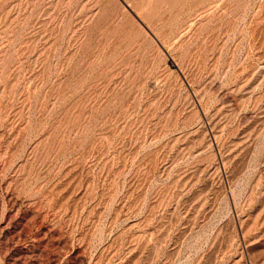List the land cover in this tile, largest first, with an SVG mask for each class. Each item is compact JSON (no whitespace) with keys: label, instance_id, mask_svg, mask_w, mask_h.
Instances as JSON below:
<instances>
[{"label":"rangeland","instance_id":"374dc122","mask_svg":"<svg viewBox=\"0 0 264 264\" xmlns=\"http://www.w3.org/2000/svg\"><path fill=\"white\" fill-rule=\"evenodd\" d=\"M0 264H264V0H0Z\"/></svg>","mask_w":264,"mask_h":264}]
</instances>
